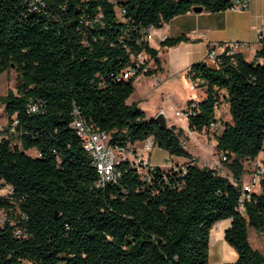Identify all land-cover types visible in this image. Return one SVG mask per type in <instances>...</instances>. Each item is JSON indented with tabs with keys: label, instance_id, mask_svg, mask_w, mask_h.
I'll use <instances>...</instances> for the list:
<instances>
[{
	"label": "trees",
	"instance_id": "16d2710c",
	"mask_svg": "<svg viewBox=\"0 0 264 264\" xmlns=\"http://www.w3.org/2000/svg\"><path fill=\"white\" fill-rule=\"evenodd\" d=\"M38 1L0 0V75L17 74L15 91L0 96L5 133L18 120L0 141V183L11 189L0 195V264H209L210 232L224 220H231L224 241L237 255L230 264H264L248 240L249 227L264 235V180L237 210L243 162L264 152V38L251 61L237 53L217 68L198 62L186 73L206 94L186 104L191 132L208 134L218 91L228 103L231 123H222L215 151L225 154L229 179L192 160L182 130L161 128L128 104L138 75L122 77L141 53L158 63L150 28L196 6L228 10L229 0ZM37 101L39 111L28 114ZM74 109L113 148L152 139L188 162L145 174L120 162L115 180L96 188L97 171L70 128Z\"/></svg>",
	"mask_w": 264,
	"mask_h": 264
},
{
	"label": "crops",
	"instance_id": "0c3cea01",
	"mask_svg": "<svg viewBox=\"0 0 264 264\" xmlns=\"http://www.w3.org/2000/svg\"><path fill=\"white\" fill-rule=\"evenodd\" d=\"M249 1V10L246 12L225 10L211 13L204 9L199 13L190 11L184 15L174 17L169 22L165 23L160 29L151 28L148 31L146 40L148 45L157 51L158 63L153 67V69H156V72L152 76H139L135 80L134 93L128 99L127 103H136L137 100H135L133 96L137 91L138 84H143L141 92L143 90H146L147 93L159 91L168 101L162 106V108H160V111H162V114L166 119L167 126L182 130L185 138L188 139L186 143L189 144L190 139L197 133L189 130L187 118L176 116V112L179 110L172 108L171 100H179L180 97H182L181 95H183L185 87H188V90H190L189 87L191 81L186 75L187 70L192 64L205 61L207 51L211 45H220L229 42L245 43L246 47L240 49L238 53L242 54L246 61L253 60L255 52L260 47L258 30L260 28L264 29V0ZM181 36L186 37L188 41L180 42L173 47H162L161 44L164 40ZM247 53H249L250 59L246 57ZM207 65L213 67L210 63H207ZM192 92L195 93V91ZM205 96L206 94H202L200 96H190L188 99L181 98L179 101H181V105L183 106L180 109L184 111L186 109V104L189 101L200 102ZM226 112L228 116H225L222 119V114H225ZM158 113L160 112H156L155 116H157ZM218 118L223 124L231 123L228 104L222 106L218 113ZM6 124L7 118H5L3 123L0 124V127H4ZM211 143V149L215 150V139H212ZM139 144L142 145V152L145 154L146 152L143 150V143H137L135 148H137V145ZM184 148L191 155L192 160H195L198 166L203 167L200 165V159H198L193 153L189 152L186 145H184ZM154 149L160 150L153 147L151 152ZM151 152H148L149 157L147 162L149 165L151 163ZM165 154L168 155V157H173L167 152H165ZM187 162L188 159L186 158H181L175 163L171 160L168 161L170 167H177ZM208 167L212 169L221 168V166L219 167L216 165V168L214 166ZM242 181L244 182L243 177ZM254 193L259 194L260 187H258ZM230 224L231 220L221 221L217 223L210 232V238L212 235L214 236L213 242H217L218 245L221 246L233 259L232 262L220 261L217 264H230L237 258L235 251L224 241V231L230 226ZM213 251L214 258H216L219 250L214 248ZM210 252L211 246L209 245V258Z\"/></svg>",
	"mask_w": 264,
	"mask_h": 264
},
{
	"label": "built area",
	"instance_id": "2783aa9c",
	"mask_svg": "<svg viewBox=\"0 0 264 264\" xmlns=\"http://www.w3.org/2000/svg\"><path fill=\"white\" fill-rule=\"evenodd\" d=\"M34 2H39L34 0ZM231 6L228 10L233 12H246L249 10V0H229ZM151 29V28H150ZM149 29V30H150ZM148 30V31H149ZM264 38V29L258 30V40ZM246 47L245 43L240 42H229L220 45H211L207 51L204 63H210L213 67H219L222 62V57H233L238 51ZM154 62L151 57L144 53L132 59V65L129 66L123 73V79H129L130 77L145 76V74L153 69ZM197 82H191L189 89L195 91L197 88ZM228 104L221 91H218V98L214 105L215 119L208 127V134L211 136H217L222 131V123L218 118L223 105ZM40 102H30L27 104L26 112L33 114L39 111ZM187 110L176 112V116L187 118ZM72 121L70 128L74 131L78 137L83 150L87 153L92 166L95 168L98 174V180L95 183L96 188H103L107 183L115 180L117 173L115 166L120 162H128L134 167L139 173L145 169L151 168L148 162H145L142 156H140L136 148L118 147L113 148L110 146L109 135L104 131L94 130L87 122L80 116L77 109L72 112ZM18 125V120L14 117L12 124L8 128V133H5V126L0 127V141L6 137L7 134L15 133V127ZM154 147L152 139H148L143 143V150L145 152H151ZM227 161L224 153L217 154L214 159L216 166H221V163ZM176 168V167H174ZM250 183L245 184L243 181L240 183L241 196L238 201L237 210L239 212L244 211V204L250 199V195L254 193L253 187L255 185L260 186V182L264 180V162L258 160L251 161L249 163ZM146 173V172H145ZM235 186H238L237 182H233ZM5 190V194H9L11 189L8 186H2L0 183V191ZM20 231H16V235H19Z\"/></svg>",
	"mask_w": 264,
	"mask_h": 264
},
{
	"label": "rangeland",
	"instance_id": "374dc122",
	"mask_svg": "<svg viewBox=\"0 0 264 264\" xmlns=\"http://www.w3.org/2000/svg\"><path fill=\"white\" fill-rule=\"evenodd\" d=\"M124 0H109V2L113 3V4H118L120 2H122ZM118 11V10H117ZM246 57L248 59H250V55L249 53H247ZM16 78H17V74L14 71L13 68L9 69L7 72L3 73L0 75V96H3L7 93L8 90H13L15 91V85H16ZM142 85L143 84H138L137 85V91L134 94V99L137 100L136 101V105L138 106V108H140L144 114L146 119L150 120V119H154L156 116V112H160L162 113V111H160V108H162V106H164L168 101L167 99L164 97V95H161V93L159 91H153V92H149L147 93L146 90H142ZM202 94H205V90L203 87H197L195 89V93L188 90V87H185V90L183 92V95H181L182 97H180L179 100H181V98H189L190 96H200ZM178 99H172V108H175L176 110L178 109L179 111H182V109H180L183 105H181V101H179ZM158 113V114H160ZM155 116V117H154ZM227 117L228 114L227 112L225 114H222V119L224 117ZM5 115L3 112V107L0 104V124L3 123V121L5 120ZM223 123V122H222ZM1 126V125H0ZM212 139H215L214 136H211L209 134H194L193 138L190 139L189 144L186 143V141L188 139H183V144L186 145L187 149L189 150V152L193 153L196 157H198V159H200V165L201 166H214V159H216L217 157V153L215 152V150L211 149V141ZM188 144V145H187ZM137 153L142 156V158L144 159L145 162L148 161V157H149V153H143L142 152V145L139 144L137 145L136 148ZM28 155L35 157L37 155V153L34 150L28 151L27 152ZM181 159L180 157H176L173 156L168 157V155L165 154V152L163 150H156L154 149L151 152V163H150V167H157L160 170L166 171L167 169L170 168L168 161L171 160L174 163ZM264 152L259 154L258 157V161L259 162H264ZM244 165V174H243V180L246 184L250 183V173H249V163L244 161L243 162ZM216 168V167H215ZM217 171L220 173V175H222L223 177H227L229 179H232V176L230 174V172L228 171L226 164L221 163V168H216ZM147 171V169H145L144 171H141V174H145V172ZM258 185H255V187H253V190L255 192V190L258 188ZM0 195H6L5 194V190L0 191ZM0 218L1 220H3L4 218V214L1 213L0 214ZM213 235L210 238V246H211V252H210V258H209V264H217L220 261H225V262H232V257L226 253L224 251V249L218 245L217 242H213ZM248 240L249 243L251 245V247L255 250H258L261 254L264 255V235L260 234L259 232H257L255 229L249 227L248 228ZM217 248L219 251L217 253L216 258H214V251L213 249ZM22 264H30L29 262L24 261Z\"/></svg>",
	"mask_w": 264,
	"mask_h": 264
},
{
	"label": "water",
	"instance_id": "95a60500",
	"mask_svg": "<svg viewBox=\"0 0 264 264\" xmlns=\"http://www.w3.org/2000/svg\"><path fill=\"white\" fill-rule=\"evenodd\" d=\"M203 10V7L201 6H196L193 7L192 11L199 13ZM161 128H167V122L166 119L164 117V115L162 113L158 114L154 119H153Z\"/></svg>",
	"mask_w": 264,
	"mask_h": 264
}]
</instances>
